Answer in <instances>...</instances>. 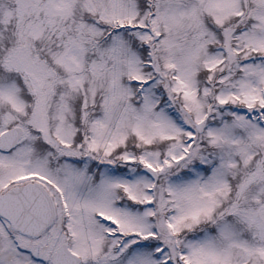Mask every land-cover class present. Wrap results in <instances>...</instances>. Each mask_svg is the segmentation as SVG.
Wrapping results in <instances>:
<instances>
[{"label":"snow or ice","instance_id":"1","mask_svg":"<svg viewBox=\"0 0 264 264\" xmlns=\"http://www.w3.org/2000/svg\"><path fill=\"white\" fill-rule=\"evenodd\" d=\"M0 264H264V0H0Z\"/></svg>","mask_w":264,"mask_h":264}]
</instances>
